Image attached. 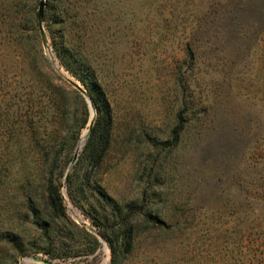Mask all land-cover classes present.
Returning <instances> with one entry per match:
<instances>
[{
	"label": "rangeland",
	"instance_id": "rangeland-1",
	"mask_svg": "<svg viewBox=\"0 0 264 264\" xmlns=\"http://www.w3.org/2000/svg\"><path fill=\"white\" fill-rule=\"evenodd\" d=\"M39 3L0 0V232L23 241L22 252L2 241L0 264H110L101 231L116 240L127 226L135 237L121 264H235L243 249L232 237H264V0H45L46 45ZM27 37L36 56L17 54ZM62 41L109 105L96 166L82 153L96 108L60 64ZM20 113L39 117L37 144L19 133Z\"/></svg>",
	"mask_w": 264,
	"mask_h": 264
},
{
	"label": "trees",
	"instance_id": "trees-1",
	"mask_svg": "<svg viewBox=\"0 0 264 264\" xmlns=\"http://www.w3.org/2000/svg\"><path fill=\"white\" fill-rule=\"evenodd\" d=\"M54 50L57 56L60 59V64L68 70L74 77H76L80 82L86 87L87 93L92 100L94 107L96 108V117L94 120V124L89 132L88 138L83 148L84 156L88 159L89 163L93 165H99L104 159L111 140L110 126H111V117L108 103L101 99L97 93L100 85L94 78H90L88 74L85 72V64L84 60L79 56V52L76 49V45L71 43L70 41H62L61 43H54ZM16 50L19 56L25 57L26 55L36 56L38 54V49L36 48V44L33 39L27 37L26 39L16 43ZM40 51V50H39ZM3 62L0 58V66H3ZM11 88H14L13 86ZM78 93V92H77ZM78 95V94H77ZM16 94H11L9 96L10 101H19L20 98ZM51 101H61L59 100V94L53 93L50 95ZM104 100V101H103ZM25 101V100H21ZM55 108L58 110L60 108L57 102H53ZM182 106H187V102L183 101ZM84 110L86 112V106H84ZM61 109V108H60ZM61 115V111L57 112ZM59 116V115H57ZM26 117H29V122L26 121ZM24 117L22 113H20V117L18 120L19 133L24 134L26 131H29L27 137L30 141H35L37 144L38 134L40 130L41 124H39V117L34 114H30ZM182 127L179 125L174 129V132L179 133ZM41 138V137H40ZM43 149L40 147V150ZM40 152V151H38ZM83 159V157H82ZM81 158H78L74 166L79 163ZM70 176V174H69ZM68 176V178H69ZM246 190V189H245ZM244 194L245 191L243 190ZM101 195L103 198H107V193L102 190ZM247 193L245 197L247 198ZM45 199L47 203V208L49 209V213L51 215L58 216L60 213H64L65 206L63 204V198L60 194L58 185L53 180L52 177L47 179L45 182ZM257 206L264 207V189L258 190L256 193ZM123 235L116 240H112L108 233L101 231V235L108 242V246L111 252V262L110 264H121L122 262V254L124 252H128L132 246L134 241V231L133 227L127 226L123 233ZM256 236V233L253 231L238 233L234 237H232L233 241L232 245L237 244V248L242 247L241 253H239V259H235V264H264V237ZM18 234L13 232L1 233L0 232V258L8 254V246L2 244V241H9L15 244L19 248V252H22L21 245L23 241L18 242L17 239ZM93 241L95 244H98V239L93 236ZM230 258V256H229ZM229 258L226 261H229ZM232 259V258H231ZM214 261L213 264L218 263Z\"/></svg>",
	"mask_w": 264,
	"mask_h": 264
},
{
	"label": "water",
	"instance_id": "water-1",
	"mask_svg": "<svg viewBox=\"0 0 264 264\" xmlns=\"http://www.w3.org/2000/svg\"><path fill=\"white\" fill-rule=\"evenodd\" d=\"M44 7H45V0H40V3H39V9H38V19H39V24H40V26H41V21H42V17H43ZM40 33H41L42 38H43V43H44V45H46V40H45V38H44V32H43V30H42V26L40 27ZM68 81H69V82H70V83H71L76 89H78L82 94H84V95L86 94V91H85L80 85L76 84L75 82H73V81L70 80V79H69ZM89 103H90V106H91V110H93V109H92V103H91V102H89ZM93 111H94V115H93V117H92V119H91V122H90V125H89V130H88V132H90V130H91L93 124H94L95 117H96V112H95V110H93ZM76 156H77V154L74 155V158H73L72 162L75 161ZM66 175H68V173H67ZM32 260H33L32 258L25 256V257L22 258V260H21V264H29V263H32V262H33Z\"/></svg>",
	"mask_w": 264,
	"mask_h": 264
}]
</instances>
